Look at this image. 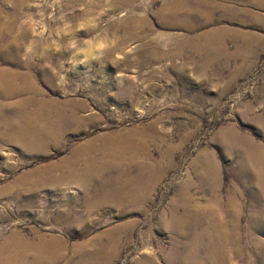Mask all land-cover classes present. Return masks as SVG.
<instances>
[{
	"label": "rangeland",
	"instance_id": "374dc122",
	"mask_svg": "<svg viewBox=\"0 0 264 264\" xmlns=\"http://www.w3.org/2000/svg\"><path fill=\"white\" fill-rule=\"evenodd\" d=\"M233 127L264 146V0H0V264H264Z\"/></svg>",
	"mask_w": 264,
	"mask_h": 264
},
{
	"label": "bare ground",
	"instance_id": "6f19581e",
	"mask_svg": "<svg viewBox=\"0 0 264 264\" xmlns=\"http://www.w3.org/2000/svg\"><path fill=\"white\" fill-rule=\"evenodd\" d=\"M123 1H127L128 3H131L132 0H123ZM179 10V7L175 6L171 9V12L172 13H176L177 11ZM170 12V11H169ZM6 45V44H5ZM9 45V44H8ZM17 44L15 43L13 46L15 47ZM3 45H1L2 47ZM7 46V45H6ZM6 46L5 49H6ZM12 46V44H11ZM19 47V46H18ZM4 49V48H3ZM2 49V50H3ZM20 49V48H19ZM5 74V73H4ZM6 75V74H5ZM4 75V76H5ZM35 88V87H34ZM30 89V88H29ZM37 90V89H35ZM30 101V100H29ZM33 102V101H32ZM43 103V102H42ZM41 104V103H40ZM38 105V108L36 111H32V112H27L25 115H24V118H26V122L24 121L26 128H28L29 130L30 129H36L37 130V126L34 125V122H38V120L40 119H43V114L46 112L47 108H46V105L44 104H41V105ZM49 106V105H48ZM14 116H17L16 114H14ZM13 116V117H14ZM20 116V115H19ZM22 116V115H21ZM48 116V115H47ZM5 117V116H3ZM80 116H77L76 119H77V122L80 121ZM16 118V117H14ZM21 119V118H20ZM24 120V119H23ZM63 120V119H62ZM16 119L12 121L13 124H16L17 121ZM19 121V120H18ZM47 121V120H46ZM49 121V120H48ZM4 124V123H3ZM19 124V123H17ZM20 125V124H19ZM8 126V125H7ZM10 126V125H9ZM12 126V125H11ZM24 130V129H23ZM229 130V129H228ZM32 131V130H30ZM29 132V131H28ZM40 132V130H39ZM32 133V132H31ZM225 133V132H223ZM36 134V133H35ZM38 134V133H37ZM23 135V134H22ZM27 135H29L27 133ZM33 136V135H32ZM57 133H54L52 135H50V137H53L55 140L58 139L57 138ZM112 136V135H111ZM29 137V136H28ZM34 137V136H33ZM36 137V136H35ZM59 137V136H58ZM51 139V138H50ZM117 139V138H116ZM124 139V138H123ZM221 139V142L224 144L223 146L225 147V149L231 154H241V161L239 162V164H237L235 166V171H236V176L237 178L244 183V187L247 191L251 192L253 194V197H254V201L259 203L260 200H262L261 198L264 197V146L260 143H256L254 141L253 138H251L250 136L246 135V134H243L241 133L239 130H237L236 127H233L232 129H230L229 132H227V134H224L220 137ZM33 140V139H32ZM53 140V139H52ZM118 140V139H117ZM115 141V140H114ZM113 141V142H114ZM119 141V140H118ZM124 141V140H123ZM45 142V141H44ZM117 142V141H116ZM125 142V141H124ZM127 142V141H126ZM125 142V144H126ZM129 142V141H128ZM127 142V143H128ZM135 142V141H134ZM139 142V141H138ZM121 145L122 142H119ZM130 143V142H129ZM34 144V143H33ZM137 144V143H136ZM122 147V146H121ZM116 150V149H115ZM121 150V149H120ZM131 150V149H130ZM130 150H128V152H130ZM103 151V150H102ZM112 153L113 155H117V154H120V155H126V159L128 160L129 158L132 159V155L131 153L127 154L125 152H121L119 150H117V152H110ZM123 153V154H122ZM135 153V152H134ZM137 153V152H136ZM110 156V155H109ZM116 157V156H115ZM119 157V156H118ZM123 157V156H121ZM134 158V157H133ZM125 160V161H127ZM135 160V159H134ZM113 161V160H112ZM122 162V161H121ZM128 162V161H127ZM110 163V162H109ZM106 164V163H105ZM126 164V163H124ZM128 164V163H127ZM107 165V164H106ZM110 166V165H109ZM148 166V165H147ZM217 166V165H216ZM124 167V166H123ZM130 167V166H129ZM141 167V166H140ZM149 167V166H148ZM151 167V166H150ZM211 167V166H210ZM92 168V167H91ZM91 168L90 166L88 168H86V170H83V172H79L78 171V174H75V179H78L79 181H81L80 183H82V185L86 186L88 185V177L90 174H91ZM110 168V167H109ZM114 168V167H113ZM146 168V167H145ZM94 169V168H93ZM152 169H155V168H151ZM217 169H218V166H217ZM215 167H214V171L219 174L218 170H217ZM211 170L213 171L212 167H211ZM93 171V170H92ZM149 171V170H148ZM94 172V171H93ZM92 172V174H93ZM143 172V171H141ZM140 172V173H141ZM214 172V173H215ZM76 173V172H75ZM82 173V174H81ZM145 173V171H144ZM151 173V172H150ZM212 173V172H211ZM139 174V173H138ZM210 174V173H209ZM216 174V173H215ZM143 176V174H141ZM140 175V176H141ZM149 175H153V174H149ZM156 175V174H155ZM111 176V175H110ZM109 176V177H110ZM73 177V176H72ZM145 177V175H144ZM70 178V177H69ZM149 179V178H148ZM147 179V181H148ZM27 180V179H26ZM61 180L64 181L66 180L65 177L64 178H61V179H53L51 180V183H54L55 185L58 183H61ZM71 180V179H70ZM73 180V179H72ZM20 182H18L17 185L15 186H12V189L13 188H19V187H22L25 186V185H28V183L24 180V179H20L19 180ZM143 181H146L145 179ZM27 183V184H26ZM147 183V182H146ZM252 183V184H250ZM30 185V184H29ZM38 185V184H37ZM37 185H34L33 184V187H31L32 189L34 188H38ZM144 185V184H143ZM128 187V186H127ZM30 188V187H29ZM130 188V187H129ZM255 189H258V191H256ZM7 189L4 190V192H6ZM239 192L240 190L236 187L235 188V201L233 202L234 203V207L237 209L235 210V216H234V221L236 222L239 218V213L241 212L239 207L240 205L236 202V199L238 198V195H239ZM133 193V192H132ZM181 196V195H180ZM182 197V196H181ZM189 201V200H188ZM187 201V202H188ZM232 203V204H233ZM255 204V203H254ZM259 205V204H258ZM262 205V204H261ZM173 214V213H172ZM193 215V214H192ZM174 216V214H173ZM194 216V215H193ZM238 216V217H237ZM251 219H250V226H251V235H255V234H258V235H262L264 234V208L263 209H254L253 210V215L250 216ZM173 218V217H171ZM193 217L191 215H188L186 217H179V219H175L176 220H172L171 224L172 226L173 225H176L177 226V223L180 225L181 227V231L180 233L185 235L186 232L188 234V231L186 230L185 228V225H188L189 226V222H191L190 220L192 219ZM194 218L197 219V216ZM56 219L58 220H61V221H65V219H70V215H67L66 217H61V216H57ZM195 219V220H196ZM193 221V220H192ZM197 221V220H196ZM215 221V220H214ZM194 222V221H193ZM218 223L215 224V225H218V236H220V239L222 242L223 240L227 239V235L229 236V234H231V232H224L223 229L227 228L226 227V224L223 223V221L219 220L217 221ZM190 227V226H189ZM236 229V226L234 227ZM256 237V236H255ZM259 237V236H258ZM17 238V237H16ZM200 239L199 237H197L196 239L193 240L192 243V246L193 247H200V241L198 240ZM219 239V238H218ZM229 239V238H228ZM177 245V244H176ZM190 245V244H189ZM8 249V248H7ZM182 249V248H181ZM184 250L186 252H183V249H182V254L179 255V259L176 260V263H183V264H199L200 262H198V259L196 257H189V253L188 251L186 250V248H184ZM221 251H218V255L222 257V254L220 253ZM186 253V254H184ZM192 255V254H190ZM13 257V256H12ZM14 258V257H13Z\"/></svg>",
	"mask_w": 264,
	"mask_h": 264
}]
</instances>
